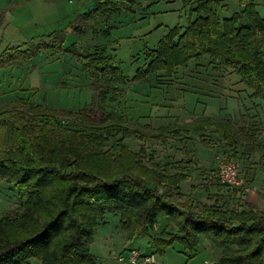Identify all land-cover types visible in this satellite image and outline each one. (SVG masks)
Returning <instances> with one entry per match:
<instances>
[{
	"label": "trees",
	"instance_id": "trees-1",
	"mask_svg": "<svg viewBox=\"0 0 264 264\" xmlns=\"http://www.w3.org/2000/svg\"><path fill=\"white\" fill-rule=\"evenodd\" d=\"M222 1L227 0L196 2L194 18L169 29L145 52L144 65L132 78L102 48L73 51L93 92L79 110L51 109L44 96L36 100L35 92L0 105V180L13 186L19 203L17 210L0 217V264H30L33 258L40 264H94L90 244L108 213L118 216L127 242L144 237L159 256L178 244L189 260L204 239L218 250L212 264H264V208L240 205L245 190H226L215 178L216 191L226 197L209 195L210 202L200 204L181 190L191 160H180L181 167L159 165L151 156L145 161L143 148L135 152L121 143L135 138L166 145L169 136L184 141L193 135L211 145L215 135L230 161L246 163L257 156L256 165L264 168V146L253 141L254 129L210 116L152 129L131 125L108 110L125 84L160 73L170 77L204 56L234 72L264 105V17L249 0H236L242 9L221 17ZM125 4L140 7L133 0H96L83 14V28L76 26L75 31L97 35L101 24ZM46 37L50 41L36 48L4 50L0 68L31 58L41 48L61 49V32ZM117 135L120 139L112 144ZM249 169L243 176L246 187ZM161 219L174 227L157 233L154 226Z\"/></svg>",
	"mask_w": 264,
	"mask_h": 264
},
{
	"label": "rangeland",
	"instance_id": "rangeland-1",
	"mask_svg": "<svg viewBox=\"0 0 264 264\" xmlns=\"http://www.w3.org/2000/svg\"><path fill=\"white\" fill-rule=\"evenodd\" d=\"M94 1L0 0V55L7 48L21 46V50H26L36 48L42 41L48 43L50 39L46 36L52 32H61L63 36L61 49L41 48L31 58L0 68V105L16 96L27 97L35 92L36 100L41 101L44 96L51 109L79 110L89 104L93 92L73 51L94 50L101 46L110 62L132 78L136 70L143 67L145 52L154 49L169 29L177 25L185 26L188 20L194 18L191 6L183 4L182 0H155V3L141 7L125 4L107 23L111 27L108 34L105 30L97 35L92 34L91 30L77 33L75 27L83 28L86 23L83 14L94 6ZM134 1L141 3L143 0ZM224 4L225 7H222ZM239 9L240 3L236 0H227L218 7L221 17H229ZM257 10L264 17V0ZM121 89V98L115 103H108V110L131 125H149L152 129L189 123L202 116L227 117L236 126H245L249 115L245 109L253 103L263 123L254 126L252 138L256 144L264 146L262 101L256 97L249 98L250 88L240 83L234 72L218 67L206 56L190 61L170 77L160 73L142 82L127 83ZM94 118L99 119L100 116ZM188 137L190 139L178 141L169 136L166 145L153 139L141 141L135 138L125 139L121 143L135 152L143 148L145 161L151 156L159 165L168 163L181 167L178 164L180 160H191V163H186L189 178L182 183L181 190L200 204L209 203L208 196H213L216 187L214 183L209 185L207 180L214 182L219 164L231 160L228 149L220 146L215 135L211 137L214 141L211 145H205L197 136ZM119 139L120 135H117L112 144ZM257 160L255 156L246 163H238L242 167L243 180L247 168L251 167L247 179L258 178L251 191L264 195V186L260 181L264 174L257 171L253 175L252 168ZM16 194L11 184L0 180V217L18 209ZM259 208H264V200ZM168 226L171 229L174 227L172 223ZM111 231L122 234L118 216L108 213L104 226L97 228L91 243L98 242L101 235ZM133 244L142 252L148 250L146 240L135 239ZM173 247L167 252L170 256L187 260L178 253V244ZM126 254L122 255L127 257ZM153 256L158 262L163 257ZM208 256V253L201 251L187 261L189 264H201ZM29 263L40 264V261L33 258Z\"/></svg>",
	"mask_w": 264,
	"mask_h": 264
},
{
	"label": "crops",
	"instance_id": "crops-1",
	"mask_svg": "<svg viewBox=\"0 0 264 264\" xmlns=\"http://www.w3.org/2000/svg\"><path fill=\"white\" fill-rule=\"evenodd\" d=\"M134 1V0H133ZM151 0H143L141 3H138L136 1H134L136 4H139L140 7L143 6V5H149L151 3H155V0L151 1ZM198 1H202V0H191V4L188 5V6H191L190 10L193 8V5L198 2ZM249 1H252L255 3L256 5V11L258 12L257 10V7L259 4H261V2L263 0H249ZM95 2V1H94ZM225 1H222V3H224ZM184 4V2H183ZM125 6V5H124ZM222 7H225V4L222 5ZM124 8V7H123ZM121 8L120 11L123 9ZM93 7L91 9H89L88 11L92 10ZM242 9V4H240V9L239 11ZM87 11V12H88ZM119 11V12H120ZM238 11V12H239ZM86 12V13H87ZM118 12V13H119ZM236 13V12H235ZM234 14V13H233ZM259 14V12H258ZM230 17V16H229ZM263 17V16H262ZM111 20V17L108 18L103 24H101V26L103 25V28H101V33L104 32V30H108L109 27L107 25V23ZM186 26V25H185ZM184 27V26H183ZM101 47V46H100ZM99 47V48H100ZM98 48V47H97ZM224 69V68H223ZM231 71V70H230ZM252 90L250 89L249 93H248V96L249 98H254L252 96ZM10 102V101H9ZM3 104H6V103H3ZM253 103L251 105L250 103V107H248L247 109H245V111H247V113L249 114L248 117H247V124L245 126H250L251 129L253 130L254 129V126L256 124H260V123H263L262 121V118L260 116V114L257 112V110H255L253 108ZM60 109V108H59ZM63 110H76V109H63ZM211 117V116H210ZM216 116H214L213 118H215ZM218 119V118H217ZM264 119V118H263ZM224 120H229L231 121L229 118L225 117ZM232 122V121H231ZM233 123V122H232ZM254 131V130H253ZM251 168V167H250ZM253 175L257 172V171H261L262 172V175L264 174V168H260L259 165H256V166H253ZM216 171V170H215ZM218 172V171H217ZM259 175V174H258ZM257 175V176H258ZM217 178V177H215ZM211 179V178H210ZM258 178L255 177V179L253 180V178H251V180L249 181V186L250 187H254L256 184V180ZM211 181V180H209ZM264 186V176H262L261 180H260ZM252 182V183H251ZM207 183L209 185H213V182H208L207 180ZM214 194H217L218 196L219 195H224V192H217L215 191ZM210 195V194H209ZM226 197V196H225ZM264 200V195H262V193H258V192H254V191H250V192H247L246 193V196L244 197L243 201L240 202V205H244V204H252V205H255V206H261L262 204V201ZM105 224V220L104 222H102L99 226H104ZM168 222L164 221V220H159L158 223H157V226H156V232H160L165 226H168ZM98 226V227H99ZM97 227V228H98ZM96 228V230H97ZM169 229H171L169 226H168ZM120 229V228H119ZM96 230H95V233H96ZM121 230V229H120ZM122 231V230H121ZM94 233V235H95ZM136 239H139V238H136ZM140 239H143V240H146V238L144 237H141ZM135 240V239H134ZM129 241L127 242L125 240V234L123 233L122 231V234L119 233V232H105V234L101 235L100 236V239L98 242H92L91 245H90V254L93 258V261H94V264H100L102 262H104L105 264H118L112 257H111V253L114 252L115 254L117 255H121L123 256L122 254H128L131 250H137L138 252H140L142 255H157L154 251V249H151L148 247V250L146 252H142L140 250V248H137L135 244H133V241ZM147 241V240H146ZM133 244V245H132ZM174 246V245H173ZM171 247L169 248L168 250L170 249H174V247ZM180 246V245H179ZM118 250V251H117ZM167 250V252H168ZM206 252L208 253V257L205 258L201 264H212L215 262L216 260V256H217V253H218V250L217 249H214L212 247V245L207 241V240H200L199 242V245L197 247V253L195 254V256L199 253V252ZM119 252V253H118ZM165 253V255L162 257V259L158 262L156 261L154 264H189V262L187 260H185V258L183 259H176L174 258V256H170L169 253ZM178 253H180V255H182L183 257L185 256L182 252V248L180 246V249L178 250ZM126 254V255H127ZM125 257V256H124Z\"/></svg>",
	"mask_w": 264,
	"mask_h": 264
},
{
	"label": "built area",
	"instance_id": "built-area-1",
	"mask_svg": "<svg viewBox=\"0 0 264 264\" xmlns=\"http://www.w3.org/2000/svg\"><path fill=\"white\" fill-rule=\"evenodd\" d=\"M217 179L226 190L243 189L245 192H250L251 187L244 185V180L241 177V166L238 162L228 161L220 163L218 166ZM157 225L154 227L156 228ZM111 257L118 264H154L156 259L153 255H142L137 250H131L127 257L111 253ZM100 264H105L104 262Z\"/></svg>",
	"mask_w": 264,
	"mask_h": 264
}]
</instances>
